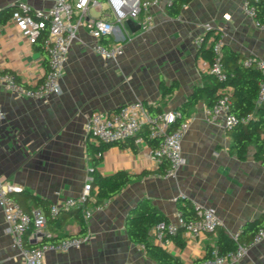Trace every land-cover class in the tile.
<instances>
[{"label": "crops", "instance_id": "1", "mask_svg": "<svg viewBox=\"0 0 264 264\" xmlns=\"http://www.w3.org/2000/svg\"><path fill=\"white\" fill-rule=\"evenodd\" d=\"M18 1L0 0V75L11 73L25 86H34L44 79L48 55L46 50L30 44L10 20ZM24 1L36 8H49L54 3ZM244 1L192 0L183 5L178 15L171 16L166 0H161L151 9L152 29L143 30L137 20L131 19L124 26L116 24L113 33L100 39L105 45L123 43L124 54L118 61L95 54L91 50L93 36L80 28L67 55L59 95L43 100L17 97L0 84V105L6 112L0 120V174L20 188L13 193L14 198L20 197L32 211L36 207L29 197L21 195L24 190L52 204L82 193L94 168L87 145L100 143L85 129L93 111L117 110L136 100L153 107V114L187 105L194 88L201 86L209 73V61L197 42L199 36L207 34L205 47L218 34L224 46L246 57L264 59V28L245 12ZM205 23L212 30L206 31ZM173 82L177 83L174 91L164 94L161 83L170 86ZM208 106L209 100L203 96L187 108L184 119L189 120V128L182 141L185 163L176 179L166 177V160L147 155L152 148L142 133L149 136L147 127L138 133L143 138L141 142L133 138L112 142L98 153L101 159L96 169L101 174L125 170L134 178L118 194L100 203H96L97 188H92V200L87 204L92 214L84 218L88 225L86 242L67 252L48 253V262L157 264L143 245L131 241L126 231L127 216L141 213L150 204L169 220L186 199L195 206H213L223 222L220 228L228 234L240 231L248 221L263 219L264 161L255 157L253 144L246 158L239 159L232 151V131L224 126L222 118L215 122L206 119ZM38 208L47 214L48 237L75 236L79 232V221L73 215L55 227L50 222V210ZM63 214L66 213L62 211L59 216ZM180 236L183 246L173 238L162 246L184 264H191L206 258L217 243L218 231L196 235L182 232ZM0 264H23L12 246L1 207ZM234 264H264V240L252 245L249 254Z\"/></svg>", "mask_w": 264, "mask_h": 264}, {"label": "built area", "instance_id": "2", "mask_svg": "<svg viewBox=\"0 0 264 264\" xmlns=\"http://www.w3.org/2000/svg\"><path fill=\"white\" fill-rule=\"evenodd\" d=\"M259 0H245V12L251 16L258 27L264 28V22L256 18V8L253 2ZM173 0H166V6ZM161 0H54L49 8H36L29 2L20 0L15 4L10 20L19 29L21 35L30 43L35 44L42 37L43 47L48 55V70L44 79L34 85L25 86L11 73L0 75V84L13 92L17 97H29L43 100L62 92L61 78L64 73L68 52L78 39V30L85 28L93 36L94 42L91 50L106 59L118 61L124 54L121 42L112 45L103 44L100 39L115 31L117 25H125L128 19L137 20L141 29L150 30L154 26V15L151 9L158 6ZM92 11L98 12V15ZM112 18V19H110ZM206 31L212 30L209 23H205ZM125 39V37L123 38ZM204 35L197 38V42H204ZM223 40L212 37L209 46L213 51V59L209 62L208 70L219 81L228 78V72L222 61ZM244 66L257 67L264 75V59L247 56L242 60ZM229 85L220 88L221 95L214 103L205 109V117L209 122L222 118L224 126L228 129L244 123L249 116H238L231 111ZM264 99V82L261 83L259 101ZM6 117V112L0 105V120ZM181 117L178 109L166 110L156 114L150 111L148 105L142 100H136L120 106L113 111H93L87 118L85 129L95 141L112 143L133 138L141 142L143 138L138 135L142 127H147L149 136L159 139L155 147L147 150V155L158 161L166 160L168 168L166 177L176 179L185 163L182 152V141L189 128V120L183 119L173 126ZM89 178L84 190L77 196L65 198L50 207V215L57 216L61 211L82 208L84 218L91 217V210L87 204L92 200ZM12 191H20L19 187L8 182L0 174V207L3 211L11 243L23 264H60L48 262L47 254L50 252H67L80 248L87 240V236H71L55 242H43L49 236L46 229L47 214L40 208L26 211L12 196ZM100 208L99 205L96 206ZM197 214L194 218H186L180 210L175 217L152 226L149 236L160 245L168 243L178 233L199 234L201 232H214L222 225L217 210L213 206H196ZM235 240L236 247L225 253L212 247L210 256L191 264H234L247 256L252 245L264 240V225L253 234L250 242L239 239L240 231L230 232ZM27 241L37 246H28Z\"/></svg>", "mask_w": 264, "mask_h": 264}, {"label": "trees", "instance_id": "3", "mask_svg": "<svg viewBox=\"0 0 264 264\" xmlns=\"http://www.w3.org/2000/svg\"><path fill=\"white\" fill-rule=\"evenodd\" d=\"M192 0H173L171 4L167 5V12L171 16H176L180 13L183 5L190 3ZM256 8V18L260 22H264V0L253 2ZM15 5L12 9H14ZM5 11V10H3ZM2 11V12H3ZM7 12V11H5ZM1 13V12H0ZM219 35L216 34L215 38ZM204 39H207V34L204 35ZM204 40V41H205ZM42 37L38 38L35 42L37 48L45 51L42 43ZM204 43V42H203ZM201 44L200 52L204 58L211 62L213 59V51L210 46L205 47ZM246 58L241 53H238L223 45L222 48V61L224 67L228 72V78L224 81H219L212 73H208L204 76V82L201 86L194 88L190 94L187 105L180 106L181 117L178 118L173 126L178 125L187 114V108L189 105L195 103L199 98L206 97L209 100V105H212L214 101L221 95L220 88L229 85L232 87L229 93V99L231 101V111L238 116H249V119L240 123L230 130L233 135L232 151L236 153L239 159H245L250 144L255 147V157L264 161V99L259 101V91L261 83L264 82V75L262 72L254 66H244L242 60ZM177 86L176 82L172 85L166 86L161 83V88L164 94H169L174 91ZM153 110V107H150ZM143 128V127H142ZM141 128V130H142ZM146 141L155 147L158 144L159 139L156 137L148 136L147 132H142ZM111 143H88V151L93 155L94 168L90 171L92 180L90 181L91 188H97L96 190V203H100L105 199L112 198L118 194L133 178L134 175L125 171L119 170L111 175H103L96 169V164L101 159V156H97L98 153H102L103 150ZM22 196L29 197L33 201V206L38 208L42 207L45 211L49 212L52 202L36 193L24 190L21 192ZM14 197V195L12 194ZM25 210L30 211L25 207L24 201L17 197L15 198ZM82 208H74L69 211H64L66 214L50 217V222L55 227H60L63 224V220L68 215H73L79 221L80 230L77 233L79 236H87L88 225L82 214ZM186 218H194L197 214L196 206L189 200H184L178 206ZM49 220V218H48ZM169 217L164 214L159 208L150 204L146 210L139 214H129L126 218V231L131 241L141 244L145 247L147 255L156 261L157 264H184L183 261L177 255L171 253L162 245L151 241L149 236V230L155 224L163 221H168ZM264 225V218L248 221L240 230L239 239L244 242H249L254 232ZM218 231V239L216 247L220 253H225L236 247L235 240L224 231L220 226L216 229ZM71 237L66 234L54 237H46L43 242H55L61 239ZM173 239L180 246L184 245V240L178 233L173 236ZM28 246H37L30 241L26 242ZM212 248L207 252L206 257L210 256Z\"/></svg>", "mask_w": 264, "mask_h": 264}, {"label": "water", "instance_id": "4", "mask_svg": "<svg viewBox=\"0 0 264 264\" xmlns=\"http://www.w3.org/2000/svg\"><path fill=\"white\" fill-rule=\"evenodd\" d=\"M128 21H131V19H128ZM15 192H17V191H12V194L15 193Z\"/></svg>", "mask_w": 264, "mask_h": 264}, {"label": "rangeland", "instance_id": "5", "mask_svg": "<svg viewBox=\"0 0 264 264\" xmlns=\"http://www.w3.org/2000/svg\"><path fill=\"white\" fill-rule=\"evenodd\" d=\"M92 12H93L94 14H96V13H95V11H92ZM91 137L94 139V137H93V136H91Z\"/></svg>", "mask_w": 264, "mask_h": 264}]
</instances>
